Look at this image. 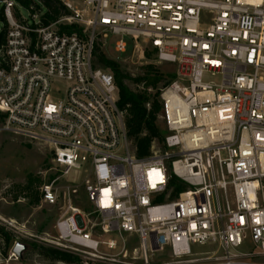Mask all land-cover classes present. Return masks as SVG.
<instances>
[{
  "label": "built area",
  "instance_id": "2783aa9c",
  "mask_svg": "<svg viewBox=\"0 0 264 264\" xmlns=\"http://www.w3.org/2000/svg\"><path fill=\"white\" fill-rule=\"evenodd\" d=\"M0 4V131L48 147L50 243L79 258L21 259L28 237L5 223L15 240L0 264H264V0L64 1L70 14L48 25ZM99 34L176 68L160 89L165 139L145 157L95 65ZM173 177L188 185L174 199Z\"/></svg>",
  "mask_w": 264,
  "mask_h": 264
},
{
  "label": "rangeland",
  "instance_id": "374dc122",
  "mask_svg": "<svg viewBox=\"0 0 264 264\" xmlns=\"http://www.w3.org/2000/svg\"><path fill=\"white\" fill-rule=\"evenodd\" d=\"M33 1L37 2V0ZM63 1H71L79 9L83 7L82 0ZM1 8L2 5L0 4ZM16 8L23 18L31 20L32 10L30 8L20 5H17ZM44 10L43 8L42 11ZM2 25L3 22L0 19V26ZM114 41V37L99 34L95 43H99L106 55L120 63L132 76L141 74L143 72L142 66L148 63L156 64L165 73H175L176 68L172 64L159 63L152 57H140V53L134 51L132 45L126 53L117 52L114 48ZM163 83L161 82L159 85L162 86ZM128 84L137 88L136 83L132 80H128ZM158 124L163 132L167 133L161 119H158ZM1 126L2 121L0 119V128ZM50 166L48 147L0 131V221L9 226L11 224L18 227L23 235L28 237L25 239L30 243L35 242L58 247V245L50 243V240L54 239L56 234L55 223L59 216V206L41 200L34 203L32 202L33 198L27 195L23 189L28 180H32L34 187L39 189L51 176ZM80 175L79 171H73L69 178L80 180ZM134 241L135 238L129 244L133 246ZM27 250H29V246ZM26 260H39V258L33 255Z\"/></svg>",
  "mask_w": 264,
  "mask_h": 264
},
{
  "label": "trees",
  "instance_id": "16d2710c",
  "mask_svg": "<svg viewBox=\"0 0 264 264\" xmlns=\"http://www.w3.org/2000/svg\"><path fill=\"white\" fill-rule=\"evenodd\" d=\"M22 6L31 8L32 13L42 12L44 24H51L63 16L70 14L63 0H16ZM43 8L45 9L44 11ZM0 19L3 25L0 26V49L4 43L8 24L3 9H0ZM70 32L76 30L81 33V29L75 26L67 28ZM153 51L146 50V57L151 58ZM95 65L109 70L115 79L119 90L118 107L124 112L125 125L128 137L135 149L138 157H145L150 153L154 141L163 143L166 133L158 124V117L162 110L160 98L161 87L168 84L174 77V72L165 73L156 64L148 63L142 66L143 72L137 76L129 74L116 60L109 58L101 49L99 43L94 46ZM128 80L136 83L137 88L128 84ZM164 82L162 86L159 84ZM41 182V181H40ZM174 186L171 198H177L179 193L187 190L188 185L177 177H173ZM32 202L38 203L41 200L39 189L34 187L32 180H28L23 187ZM15 233L3 222L0 221V255L6 257L13 242ZM29 246L25 258L36 255L44 261H64L76 262L79 258L69 252L57 247L30 243L22 240Z\"/></svg>",
  "mask_w": 264,
  "mask_h": 264
},
{
  "label": "water",
  "instance_id": "95a60500",
  "mask_svg": "<svg viewBox=\"0 0 264 264\" xmlns=\"http://www.w3.org/2000/svg\"><path fill=\"white\" fill-rule=\"evenodd\" d=\"M28 249V245L22 242H17L14 246L13 251L19 256V258L23 259V253Z\"/></svg>",
  "mask_w": 264,
  "mask_h": 264
}]
</instances>
